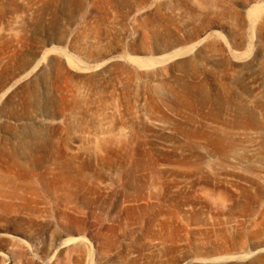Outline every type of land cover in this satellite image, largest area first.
I'll return each mask as SVG.
<instances>
[{"label": "rangeland", "instance_id": "374dc122", "mask_svg": "<svg viewBox=\"0 0 264 264\" xmlns=\"http://www.w3.org/2000/svg\"><path fill=\"white\" fill-rule=\"evenodd\" d=\"M8 189L0 264H264V0H0Z\"/></svg>", "mask_w": 264, "mask_h": 264}, {"label": "bare ground", "instance_id": "6f19581e", "mask_svg": "<svg viewBox=\"0 0 264 264\" xmlns=\"http://www.w3.org/2000/svg\"><path fill=\"white\" fill-rule=\"evenodd\" d=\"M218 143H220V145L223 147V149H224L225 151H228V150L231 151V149L233 148L232 143H221L220 141H218ZM29 189H30V188H29ZM32 189H35V187H32ZM0 193H1L2 195H5L6 197H11V196L19 197V196H20V192H16V191H14V190H10V189H8V190H4V191L0 190ZM29 195H30V194H29ZM31 199H32V198H31ZM4 212H5V210H4Z\"/></svg>", "mask_w": 264, "mask_h": 264}]
</instances>
